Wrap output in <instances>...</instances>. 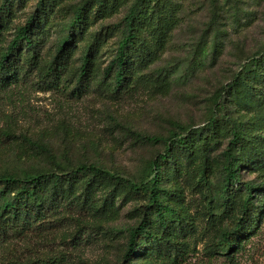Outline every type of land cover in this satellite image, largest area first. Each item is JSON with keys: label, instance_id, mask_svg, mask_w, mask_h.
I'll list each match as a JSON object with an SVG mask.
<instances>
[{"label": "rangeland", "instance_id": "obj_1", "mask_svg": "<svg viewBox=\"0 0 264 264\" xmlns=\"http://www.w3.org/2000/svg\"><path fill=\"white\" fill-rule=\"evenodd\" d=\"M35 1L27 0L21 8L14 6L18 14L9 27L3 28L4 36L12 34L14 26L26 19ZM80 1L63 0L56 4L55 14L49 15L40 51L43 61L53 56L71 7ZM129 1L116 0L114 8L108 9L91 30L100 29V23L115 20ZM173 1L179 7L176 25L144 70L153 76L167 70L169 76L162 86L146 80L135 90L120 95L100 87L103 70L112 59L121 35L117 31L102 46L81 94L71 93L76 80L66 87L48 84L40 68L28 70L7 88L0 87V133L6 129L11 134L0 137V173L21 175L27 170L54 169L57 164L68 167L93 162L140 181L146 179L149 162L164 150L163 142H149L144 136L165 139L177 122L189 128L203 127L215 111L219 118L226 113L239 119L243 130L264 146L263 118L230 100L225 109L217 106L219 101L223 102V86L248 57L264 49V0ZM84 44L78 43L70 72L80 65ZM217 129L216 139H210L206 147L200 138H194L193 145L198 150L193 163L184 165L187 172L183 170L177 177L167 171L162 180L163 188L172 192L171 196H165L180 208L184 219L181 223L188 231L186 236L190 233L183 239L172 228L171 237L193 249L181 264H226L222 257L209 260L206 253L222 228L233 225L232 212L229 209L222 212L224 209L216 199L211 201L222 179L219 158L227 141V126L222 119ZM25 136L45 144L49 152L38 151ZM202 149L207 150L208 163L203 179L199 170L205 161ZM262 165L264 161L259 166L248 162L240 176L243 180L263 182ZM107 193L102 189L97 197L103 200ZM115 194L112 202L115 212L103 218L72 206L73 212L62 213L58 221L50 214L40 228L8 236L0 242V264H119L127 244L124 231L137 223L147 199L125 192ZM257 199L263 202L264 193ZM154 230L158 234L163 231L155 227ZM252 240L237 256L235 264H264V222ZM155 253L156 249L149 248L135 260L137 264H158Z\"/></svg>", "mask_w": 264, "mask_h": 264}, {"label": "trees", "instance_id": "obj_2", "mask_svg": "<svg viewBox=\"0 0 264 264\" xmlns=\"http://www.w3.org/2000/svg\"><path fill=\"white\" fill-rule=\"evenodd\" d=\"M26 1L0 0L1 88L10 86L28 70L40 68L48 84L66 87L76 80L71 93L81 94L89 83L102 46L117 31L121 35L112 59L103 70L100 87L120 95L121 92L135 90L146 80L157 86L166 84L167 70H161L154 76L144 73V70L156 58L168 32L176 25L179 7L173 0H130L115 20L108 24L100 23V29L94 31L91 30L92 25L100 21L108 9L114 8L116 0H81L71 7V15L55 45L54 54L46 61L40 54L46 23L49 15L55 14L56 4L63 0H36L26 19L14 26L12 34L4 36L3 28L9 27L18 14L14 6L21 8ZM79 42H85L80 65L70 72L72 56ZM221 99L223 102L217 103L219 108L225 109L230 100L264 119V49L247 58L231 81L223 86ZM218 116L215 111L210 120L198 128L173 123L174 128L165 139L144 136L149 142H163L164 150L149 162L146 179L140 181L93 162H80L68 167L57 164L54 169L27 170L21 175L0 173V242L13 234L19 236L31 228H40L50 214L58 221L62 213L70 215L73 212L72 206L103 218L115 212L112 202L119 194L115 193L125 192L147 199V203L144 210L140 209L137 223L124 231L127 244L119 264H137L135 258L149 248L156 249L154 258L160 261L158 264L185 262L193 249L188 243L179 244L171 236L175 230L183 239L190 233L186 236L188 231L181 223L184 219L180 208L167 199L172 192L163 188L162 180L167 171L177 177L183 170L188 171L183 167L193 163L198 150L193 145L194 138H200L206 147L216 139L217 124L222 119L227 126V141L219 158L222 179L211 201L216 199L224 209L222 212L228 209L232 212L233 225L222 228L206 253L211 261L222 257V262L235 264L237 256L260 233L264 222V201L257 199L264 193V181L243 180L240 176L248 162L259 166L264 161V146L243 130L239 119L226 113L220 118ZM3 135L11 136L6 129L1 131L0 137ZM25 138L38 151L49 152L45 144ZM201 153L205 157L199 169L203 179L208 169L207 150L202 149ZM102 189L108 192L103 200L97 197ZM154 227L163 231L158 234ZM77 237L76 234L74 240Z\"/></svg>", "mask_w": 264, "mask_h": 264}]
</instances>
